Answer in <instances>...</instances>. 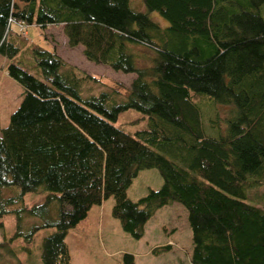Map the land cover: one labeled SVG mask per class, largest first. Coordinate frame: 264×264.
<instances>
[{"label": "trees", "instance_id": "trees-1", "mask_svg": "<svg viewBox=\"0 0 264 264\" xmlns=\"http://www.w3.org/2000/svg\"><path fill=\"white\" fill-rule=\"evenodd\" d=\"M19 1L0 0L3 56L12 60L27 45L15 26L63 25L68 45L83 46L88 61L135 76L129 87L83 96L81 81L96 77L82 75L56 47L31 49L44 79L7 66L23 96L0 130V190L16 186L19 199L49 192L22 209L43 220L30 235L54 227L42 241V264H72L66 236L111 196L112 215L135 239L157 210L182 205L191 264H264V195L257 193L264 186V0H141L145 10L131 0ZM138 47L149 53L147 65ZM217 104L228 107L213 118L207 110ZM130 109L147 117V129L130 134L114 124ZM151 168L162 186L132 201L127 189ZM14 199L0 202V218ZM122 264H136L134 255L124 253Z\"/></svg>", "mask_w": 264, "mask_h": 264}, {"label": "rangeland", "instance_id": "rangeland-1", "mask_svg": "<svg viewBox=\"0 0 264 264\" xmlns=\"http://www.w3.org/2000/svg\"><path fill=\"white\" fill-rule=\"evenodd\" d=\"M19 6L23 3L16 0ZM131 5L137 10H145L141 0H131ZM151 17L162 26L166 21L156 12ZM26 38L27 45L14 59H9L0 54V130L9 123L11 114L18 108L22 96V86L7 74L9 63H18L23 69L44 79L41 71L36 66L31 49L40 46L46 50L56 47L58 54L70 65H73L82 74L94 75L96 79H85L80 83L83 96L98 95L102 91L115 88L117 84L129 87L134 74H126L111 68L88 61L83 55V46L70 47L63 25H48L43 29L37 24H26L21 30L15 26ZM141 55V65H147L149 56L147 50L142 47L136 49ZM112 87V88H111ZM205 104L211 101L202 95ZM207 99V100H206ZM218 105V104H217ZM223 105L207 110L214 118V114L222 111ZM221 116L225 114L221 112ZM221 118H218V121ZM224 121V120H223ZM226 123V121H224ZM117 127L134 134L148 128V119L136 110L121 112L114 123ZM163 179L156 168L144 169L133 180L127 189V197L132 201H138L148 194L150 189H159ZM20 189L16 186L6 187L0 190V202L5 203L10 198H15L13 203H8L6 212L0 218L3 227L0 228V242L4 243L1 250L0 264H42L40 259L42 241L45 236L54 232V227H39L33 233L34 226H40L43 220L27 214L23 207L31 208L45 202L49 192L39 188L35 192H26L19 199ZM259 196L264 195V186L257 190ZM115 204L113 196L104 200L101 205H95L87 217L73 227L66 236V243L71 255L72 264H122L124 253L134 255L136 264H191L192 236L191 229L185 218V209L179 203L165 206L157 210L155 215L146 223L144 235L135 239L126 233L120 221L112 215ZM51 213L55 217L58 213V202L51 204ZM171 245L170 250L159 254L151 253L153 248Z\"/></svg>", "mask_w": 264, "mask_h": 264}, {"label": "crops", "instance_id": "crops-1", "mask_svg": "<svg viewBox=\"0 0 264 264\" xmlns=\"http://www.w3.org/2000/svg\"><path fill=\"white\" fill-rule=\"evenodd\" d=\"M92 208H93V207H92ZM184 215H185V218H186V216H187V213H185V212H184ZM151 251H152V250H151ZM151 253H152V252H151Z\"/></svg>", "mask_w": 264, "mask_h": 264}]
</instances>
